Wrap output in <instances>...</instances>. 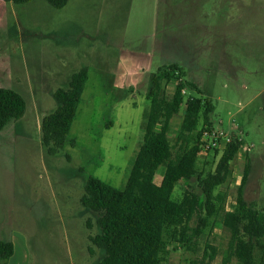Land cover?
I'll return each instance as SVG.
<instances>
[{"label":"rangeland","instance_id":"obj_1","mask_svg":"<svg viewBox=\"0 0 264 264\" xmlns=\"http://www.w3.org/2000/svg\"><path fill=\"white\" fill-rule=\"evenodd\" d=\"M69 2L61 10L46 0L10 7L9 29L0 32V56L12 57L14 90L27 102L25 116L0 132V216L10 218L18 254L27 250L32 264H96L101 252L91 254L89 238L98 233L97 217L81 204L86 178L125 185L144 137L151 77L163 66L178 65L212 102L213 127L243 140L232 176L217 191L226 195V210L235 206L248 162L245 199L263 209L264 0ZM84 67L90 79L69 141L50 156L41 141L43 117L57 108L54 93ZM134 82L136 91L128 92ZM174 90L167 86L170 96ZM182 112L172 122L173 141ZM218 160L215 152L201 156L199 170L207 173ZM189 185L201 194L196 178ZM186 189L180 182L175 198ZM219 220L192 251L178 246L165 264H225L230 232ZM207 245L218 250L213 261Z\"/></svg>","mask_w":264,"mask_h":264},{"label":"trees","instance_id":"obj_2","mask_svg":"<svg viewBox=\"0 0 264 264\" xmlns=\"http://www.w3.org/2000/svg\"><path fill=\"white\" fill-rule=\"evenodd\" d=\"M31 1L12 0L15 5ZM69 1L46 0L58 10ZM89 79L90 69L84 67L71 76L67 88L54 93L57 108L41 123V141L48 155L59 154L67 145ZM171 83L175 90L170 96L167 86ZM185 90L190 92L188 97ZM201 95L197 83L187 81L178 65L159 68L151 77L144 137L127 182L117 188L95 176L86 178L81 204L86 213L97 217L98 233L89 238L91 254L95 253L94 248L101 252L96 264H165L173 250L192 251L216 218L230 232L225 264L234 259L238 264H264V208L258 209L245 199L250 163L246 164L232 210H226V195L217 192L232 176V163L243 149V140L233 135L231 143L215 151V157L219 156L215 168L207 173L199 170L202 132L214 128V106ZM182 109L183 122L173 141L172 122ZM26 112L27 102L22 94L0 87V132L22 119ZM162 168L158 184L156 178ZM193 178L197 179L201 194L190 190ZM180 182L188 189L181 199H176ZM194 221L196 226L192 227ZM209 250L213 261L218 250L207 245L206 255ZM14 252L12 242L0 241V259H8Z\"/></svg>","mask_w":264,"mask_h":264},{"label":"crops","instance_id":"obj_3","mask_svg":"<svg viewBox=\"0 0 264 264\" xmlns=\"http://www.w3.org/2000/svg\"><path fill=\"white\" fill-rule=\"evenodd\" d=\"M33 0L26 4L32 5ZM70 3V2H69ZM69 5V4H68ZM12 0H0V32L7 31L9 29L8 10L10 7H15ZM15 9V8H13ZM1 46V45H0ZM1 49V48H0ZM15 74L12 65V57L9 55L0 56V87L5 89L15 88ZM45 80L41 83V86L45 87ZM140 83H132L126 85L125 88L128 92H135L137 85ZM47 87V86H46ZM44 118V117H43ZM10 218L8 216H0V241L12 242L15 246L14 255L8 259H0V264H32L30 254L27 250L23 254H18L16 243L12 240L9 230Z\"/></svg>","mask_w":264,"mask_h":264},{"label":"built area","instance_id":"obj_4","mask_svg":"<svg viewBox=\"0 0 264 264\" xmlns=\"http://www.w3.org/2000/svg\"><path fill=\"white\" fill-rule=\"evenodd\" d=\"M183 93L186 95L187 91L185 90ZM232 141L233 135L228 134L223 129H205L202 132L201 137V155H209L210 153H213L218 149H223ZM246 148V150L250 149L248 146H246ZM243 149H245L244 145Z\"/></svg>","mask_w":264,"mask_h":264}]
</instances>
